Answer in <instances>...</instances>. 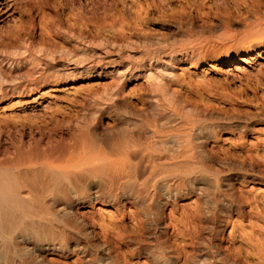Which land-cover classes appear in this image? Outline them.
<instances>
[{
  "label": "bare ground",
  "instance_id": "obj_1",
  "mask_svg": "<svg viewBox=\"0 0 264 264\" xmlns=\"http://www.w3.org/2000/svg\"><path fill=\"white\" fill-rule=\"evenodd\" d=\"M67 1L79 25L77 23L78 27H75L71 23L63 26L59 20L51 21V29L64 38L60 43L49 40L45 34L36 38L34 24L22 31L10 25L0 28V94L21 90L27 84L33 85L42 79L55 78L60 73V68L55 65L59 57L66 56L67 61L75 59L81 64H89L96 53L97 61H101L103 56L96 52L98 49L94 51L98 47L103 53L115 51L127 57L135 51L140 53L138 65L143 76L149 80V92L141 101L142 106L133 109L127 104L120 86L113 85L105 88L101 95L90 98L74 117L43 125H0V264H47L43 258L47 250L61 253L78 251L80 255H88V245L100 247L104 252L102 257L109 258V247L105 242H96L93 224L78 214L80 206L94 201L116 206L119 201L124 203L126 200L139 208L142 204L144 206L149 198L152 200L156 190L153 191L155 182H149L148 176L164 171L171 173L170 169L183 175L189 166L202 170L206 157L208 159L203 148L206 147V140L215 137L218 131L231 123L243 132L249 128V117H252L226 115L206 106L191 104L169 88L168 79L153 71L154 65L147 66L143 60L150 63L152 59L154 64L153 59L157 60L160 53L170 56L176 52L197 58L205 48L214 49L223 40H230L236 47H249L254 37H264V11L260 12L259 3L246 9L242 17L238 15L240 19L236 16L244 28L241 32L233 28L237 22L231 14L210 17L207 13L204 17L195 12L198 14L191 15L183 5L186 0H182L183 3L177 0L182 4L180 11L185 13L164 18L165 32L149 34L128 28L110 35L93 28L97 20L105 18L107 11L111 10L113 0ZM151 1L156 8L170 2ZM205 1H210L211 5L206 7L201 1L200 9L206 7L219 12L230 8L226 0ZM256 1L261 3V0ZM156 10L163 12V9ZM195 11L201 12L199 8ZM121 24L119 26H124ZM191 37L196 41L192 45L177 46ZM239 67H242L241 63L235 68ZM103 114L111 117L113 124L110 127H101ZM222 171L216 168L215 173ZM200 179L199 182L203 181ZM217 180L214 177L208 181L217 187ZM178 184L170 186L165 180L161 182L164 188L155 195L154 201L156 214L165 200L168 202L179 193ZM118 188L121 190L117 191ZM201 188V185L194 184L190 189L201 193ZM222 196L219 207L216 206L220 216L214 213L217 217L214 218L211 211L205 209L199 233L196 231L191 236V250L185 255L189 264H244L240 259L223 255L211 240L212 232L221 219L232 210L238 213L241 210L239 201L230 195L227 200L224 194ZM154 217L153 214L148 220L144 218L146 227L142 222L144 227L141 224L142 227L138 226L133 233H125L123 241L139 254L140 244L151 235L156 241L152 254L154 264H176L178 250L164 245ZM261 255L263 260L254 264H264V250Z\"/></svg>",
  "mask_w": 264,
  "mask_h": 264
},
{
  "label": "rangeland",
  "instance_id": "obj_2",
  "mask_svg": "<svg viewBox=\"0 0 264 264\" xmlns=\"http://www.w3.org/2000/svg\"><path fill=\"white\" fill-rule=\"evenodd\" d=\"M201 1L206 7L211 5L210 1L205 0H186L183 5L191 15L200 13L201 16L206 17L209 13L208 16L215 17V14H231L232 19L237 22L233 28L240 32L244 28L239 19L245 15L246 9L254 8V4L259 3L260 12L264 11V0H261V3L256 0H228V3L226 0L230 8L219 12L206 7L201 10ZM113 2V9L107 11L105 18L97 20L93 30L100 29L101 32L110 35L122 30L126 31L128 28L131 31H144L149 34L161 33L167 30L162 20L169 16L176 17L182 12L179 9L182 4L177 0H170L166 6H159L154 2L158 8L150 3L153 2L151 0H113ZM147 2L149 5H146ZM197 8L201 12L195 11ZM156 9H163V12H158ZM214 11L216 13H213ZM73 12L67 0L40 2L0 0V28L10 25L13 29L22 31L34 24L33 32L36 38L45 34V37L48 35L49 40L53 39L56 43H60L64 38L51 29L50 22L59 20L63 26L72 23L73 26L78 27L79 22L76 20L78 18L73 16ZM119 17L123 20L122 24L119 22ZM119 23L124 26H119ZM194 41L191 37L177 46L188 47ZM95 50L103 56V58L99 56L101 61H97L96 53L89 64L86 62L81 64L75 59L67 61L66 56L59 57L56 58L55 65L60 68V73L55 78L42 79L36 84H27V87L20 88L21 90L1 93L0 125L19 123L43 125L74 117L90 98L101 95L105 88L113 85L120 86V91L129 106L133 109L140 108L141 101H144L149 92V80L143 76L144 73L138 65L140 53L135 51L127 57L115 51L103 53L99 47ZM153 60L154 64L152 59L150 63L146 59L143 61L147 66L154 65L153 71L163 74V78L168 79L169 88L182 98L187 99L191 104L206 106L214 112L240 117L252 116L249 117V128L242 132L231 123L218 131L215 137L208 138L205 142L206 147H203L208 159L206 157L202 170L189 166L187 171L189 173L185 172L184 174H187L184 176L180 174L181 172L178 174V171L169 168L173 172L160 171L161 173L156 175L146 176L149 182H155L153 191L156 190L151 196L152 200L149 198L144 206L141 205V209L127 200L124 203L119 201L117 207L99 201L80 206L77 209L78 214L83 215L90 224H93L97 236L96 242L104 241L109 247L107 253L111 256L110 260V256L106 259L102 257L104 252L100 247L88 245L86 247L90 251L88 255L87 253L80 255L78 251L61 253L47 250L43 257L47 264H154L152 254L156 249L154 248L156 241L151 235L146 236V241L140 244L139 254L123 241L125 233H133L141 224L146 227V220L153 214L157 219L158 231L163 235L164 245L178 250L176 264H189L185 255L191 250V236L200 231L204 223L202 214L205 209L211 211L213 215L214 213L216 216L219 215L216 206L219 207L223 194L226 200L232 197L239 201L241 210L239 213L232 210L224 216L219 226L212 232L211 240L217 244L223 255L240 259L244 264H254L257 260L259 262L263 260H261L263 257L261 252L264 250V37L259 39L254 37L249 47H236L230 40H223L222 44L219 43L214 49L209 46L205 48L197 58L176 52L170 56L160 53L158 61L156 58ZM238 63H241L242 67L236 69ZM112 124L109 115L101 116V127H110ZM216 168L222 169L223 173L216 174ZM213 176L218 179L217 187L208 181L214 179ZM199 179L203 181L199 182ZM164 180L170 186L179 183L180 191L173 199L168 202L165 200L167 203L164 202L156 214L155 195L164 188L161 185ZM194 184L202 186L201 193L190 189ZM216 216L214 218H217ZM145 230L148 233V229Z\"/></svg>",
  "mask_w": 264,
  "mask_h": 264
}]
</instances>
